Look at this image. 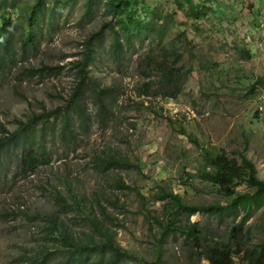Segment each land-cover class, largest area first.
I'll use <instances>...</instances> for the list:
<instances>
[{"label":"rangeland","instance_id":"374dc122","mask_svg":"<svg viewBox=\"0 0 264 264\" xmlns=\"http://www.w3.org/2000/svg\"><path fill=\"white\" fill-rule=\"evenodd\" d=\"M15 1V8L6 7L16 25L0 69V125L14 132L25 124L49 162L43 159L35 171L24 173L23 142L2 147L0 264H25L23 257L46 243L51 217L78 240L98 242L101 236L89 220L97 217L140 259L110 264H157L158 258L168 264H209L189 256L180 234L159 244L160 228L147 216L162 213L161 187L189 204L226 203L200 177L210 169L207 151L224 152L239 163L245 155L264 180V0H192L206 8L197 21L187 0H145L155 10L150 13L142 3L140 13L156 18V30L135 45L121 40L126 48L119 59L103 4L86 15L85 0H78L51 17L55 0H47L50 9L40 21L36 44L25 50L26 22L20 19L23 6L34 0ZM86 52L93 56L89 80L76 93L80 111L71 101L81 81L75 63ZM163 62L176 68L171 81L159 68ZM59 65L61 70L46 68ZM113 158L131 166L109 164ZM60 195L70 205L64 207ZM243 214L220 220L199 212L190 221L208 224L225 238ZM246 225L251 235L245 247L264 240V205L252 211ZM235 262L244 264L239 256Z\"/></svg>","mask_w":264,"mask_h":264},{"label":"trees","instance_id":"16d2710c","mask_svg":"<svg viewBox=\"0 0 264 264\" xmlns=\"http://www.w3.org/2000/svg\"><path fill=\"white\" fill-rule=\"evenodd\" d=\"M78 0H55L52 5L51 17L56 10L62 9L67 4L75 5ZM15 0H0V69L4 62V53L11 49V42L15 22L11 20L10 14L6 12V7L15 8ZM150 13L155 9L145 0H85V14L92 13L100 4H103L104 10L111 16L107 27L112 34V48L119 59L123 52L124 44L135 45V40L144 41L156 30V18L147 20L140 13L139 6L142 5ZM188 11L196 21L205 15V7L187 0ZM49 2L47 0H34L32 4L23 6L21 21L26 22V38L22 39L23 49H27L31 44H36L37 29L40 21L46 19L49 12ZM114 19V21H113ZM123 40L125 43H121ZM98 42L101 39L98 38ZM91 53L93 48H89ZM93 55L89 52L85 57L76 61L75 65L80 73L81 81L72 101L81 111L79 103L76 101V93L79 94L81 86L89 80L88 65ZM175 62L179 61V54L175 53ZM159 65L163 69V76L168 80L177 77L173 72L176 68L166 62ZM166 67V68H164ZM54 70L62 69L63 66L46 67ZM258 82L262 83L263 78ZM148 88V84H146ZM150 87V85H149ZM256 85L252 88L255 89ZM97 90V89H96ZM99 96V106L106 108V103L101 99V90H97ZM176 96V91L171 93ZM64 127H68L69 119L67 114L64 116ZM67 129V128H66ZM2 135H0V154L2 147L11 142H23L21 152V164L24 173L35 171L43 159L48 160V152L40 145L37 137L30 132L25 124L21 125L16 131L9 132L4 126L0 125ZM207 168L200 172L203 181L210 183L226 198V203L217 202L209 205H194L186 203L179 193H174L166 187H161L158 191L157 200L162 201V213L159 215L147 216L152 219L160 228L159 244H162L166 237H176L180 234L187 245H189V256L191 258L202 257L209 261V264H236L235 257L243 258L244 264H264V240L252 247H245L247 240L251 235V227L246 223L251 217L254 209L261 208L264 205V180L259 178L255 163L242 155V161L239 163L234 157L228 156L224 152L206 153ZM109 164L114 166H131L125 160L111 159ZM121 188H128L124 182H119ZM242 186L250 190L241 189ZM141 201L147 213L151 214L146 204V197L140 193ZM61 204L64 207L70 205L66 198L59 196ZM165 201V202H164ZM202 212L209 217H215L220 220L232 217L235 220L241 212H244L241 220L229 226L225 238H219L215 232L216 228L205 225L200 222L190 221V217ZM185 217V220L182 218ZM92 228L101 238L97 241L91 240L83 242L78 240L68 228L63 225L56 217H51L46 226V243L40 245L35 254L25 255L23 261L25 264H110L117 263L121 259H133L140 263V259L128 249L121 247L114 237V233L106 228L97 217L89 218ZM63 225V226H62ZM92 238V237H91ZM246 240V242H245ZM49 244H48V243ZM157 264H168L167 261L158 258Z\"/></svg>","mask_w":264,"mask_h":264}]
</instances>
